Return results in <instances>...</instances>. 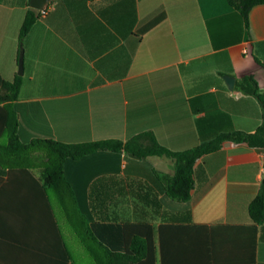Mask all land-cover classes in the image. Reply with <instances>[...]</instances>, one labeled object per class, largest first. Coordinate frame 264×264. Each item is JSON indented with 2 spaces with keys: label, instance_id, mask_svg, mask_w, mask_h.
Segmentation results:
<instances>
[{
  "label": "crops",
  "instance_id": "0c3cea01",
  "mask_svg": "<svg viewBox=\"0 0 264 264\" xmlns=\"http://www.w3.org/2000/svg\"><path fill=\"white\" fill-rule=\"evenodd\" d=\"M30 8V0H0V88L19 75L23 54L19 95L0 103V148L14 122L23 142H125L153 132L172 151L199 144L198 118L212 117L213 131L260 123L259 101L230 90L224 76L252 74L264 90L254 58L264 61V4L246 29L228 0H52L21 50ZM160 11L166 18L143 33ZM2 164L0 264H96L75 240L97 221L152 234V256L136 264H264V222L249 214L264 182L263 151L225 141L202 156L184 203L164 190L161 176L175 165L166 156L68 158L64 198L45 186L40 165Z\"/></svg>",
  "mask_w": 264,
  "mask_h": 264
},
{
  "label": "trees",
  "instance_id": "16d2710c",
  "mask_svg": "<svg viewBox=\"0 0 264 264\" xmlns=\"http://www.w3.org/2000/svg\"><path fill=\"white\" fill-rule=\"evenodd\" d=\"M231 7L238 13L246 29L249 27L251 9L264 0H228ZM40 16V11L30 8L25 15L19 32V42L22 43ZM166 18L164 11L152 16L141 28V31L151 29ZM214 41V39H213ZM255 60L264 67L257 55ZM223 76L224 73L221 72ZM22 84V76L17 75L11 82L2 81L0 88V103L15 100ZM234 92L248 97H255L261 105V120L253 130L235 128L232 125L219 127L217 131L211 128L212 117L197 119L200 142L196 146L183 151H172L162 146L153 132H142L127 141L107 139L82 143H66L52 139H34L23 142L18 135L17 122L8 129L6 145L0 148V165L14 163H30L41 166V179L48 189L61 192L62 197L71 188L63 175V164L68 158H78L101 150H124L133 158L145 159L152 155L166 156L175 162L172 176L162 175V183L166 194L178 202H187L195 184V164L202 156L219 150L225 141L244 144L264 152V90L252 74L244 75L236 80ZM0 166V167H1ZM249 214L256 224L264 222V182L259 193L249 206ZM138 224L114 223L97 221L87 224L85 231H78L80 242L93 253L96 264H136L148 260L155 248L151 233L128 230L138 228ZM130 237H133L132 239Z\"/></svg>",
  "mask_w": 264,
  "mask_h": 264
},
{
  "label": "water",
  "instance_id": "95a60500",
  "mask_svg": "<svg viewBox=\"0 0 264 264\" xmlns=\"http://www.w3.org/2000/svg\"><path fill=\"white\" fill-rule=\"evenodd\" d=\"M52 0H30V5L33 9H36V10H43L45 9L49 3L51 2ZM18 74L21 76L23 75V54L21 53L20 54V57H19V70H18ZM224 80H225V83L227 85V87L230 89V90H234L235 88V83H236V78L234 76H231V75H225L224 76Z\"/></svg>",
  "mask_w": 264,
  "mask_h": 264
},
{
  "label": "rangeland",
  "instance_id": "374dc122",
  "mask_svg": "<svg viewBox=\"0 0 264 264\" xmlns=\"http://www.w3.org/2000/svg\"><path fill=\"white\" fill-rule=\"evenodd\" d=\"M8 135H6L5 137H4V140H6L7 141V137ZM76 241V243H78L79 245H81L82 243L80 242V240H79V238H78V240H75ZM81 243V244H80ZM82 246V245H81ZM84 255L88 258V259H90V256L88 255V253L85 251L84 252ZM89 262V261H88ZM89 264V263H88Z\"/></svg>",
  "mask_w": 264,
  "mask_h": 264
},
{
  "label": "built area",
  "instance_id": "2783aa9c",
  "mask_svg": "<svg viewBox=\"0 0 264 264\" xmlns=\"http://www.w3.org/2000/svg\"><path fill=\"white\" fill-rule=\"evenodd\" d=\"M47 8H48V6L45 9H43V10H39L40 14H45L47 12Z\"/></svg>",
  "mask_w": 264,
  "mask_h": 264
}]
</instances>
